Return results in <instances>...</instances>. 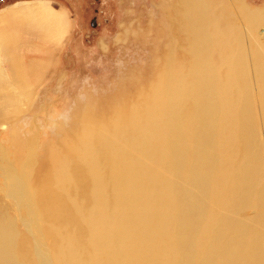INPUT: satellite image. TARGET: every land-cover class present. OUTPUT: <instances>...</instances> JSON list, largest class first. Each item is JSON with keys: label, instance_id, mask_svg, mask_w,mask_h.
<instances>
[{"label": "bare ground", "instance_id": "6f19581e", "mask_svg": "<svg viewBox=\"0 0 264 264\" xmlns=\"http://www.w3.org/2000/svg\"><path fill=\"white\" fill-rule=\"evenodd\" d=\"M222 1L212 3V0H179L178 7L172 11L173 17L169 26L172 36L183 40L181 42L185 44L184 49L176 52L175 46H169L168 53L166 50L165 67L150 92L145 95V99L133 106L130 113L124 108L116 111L113 116L115 119L112 118L109 126L94 122L95 124H91L97 127L95 131L92 128L89 130L91 126L85 127L88 130H83L79 146L72 151V162L65 165L59 162V165L53 168L50 202L47 206L52 215L66 218L74 211L78 213L80 220H83L82 206L86 205L84 203L87 199L92 200L87 214L82 215L85 221H59L67 225L72 222L76 224V229L79 226L87 229V238L83 243L76 242L80 236L72 234V231L66 233L65 241L60 239L65 246L72 249L69 251L66 248V252L58 254L65 258L63 264H131L141 255L144 258L145 254L151 264H223L225 261L227 264H264V224L254 227L253 234L251 232L249 237V225H254L248 224V227L242 229L246 238L238 236L234 241L229 240V234L226 233L225 238H221L222 233L218 234L220 238L211 236H216L213 225L218 221H240L242 226L241 221L248 223L252 220H242L236 218L235 213L232 216L226 213V207L231 204L233 198L243 193L246 198L241 199L238 196L237 199L242 200V203L245 201L243 204L246 206L251 196L256 198L263 195L261 190L253 187L255 185L247 180L258 172L254 173L251 153L237 164L228 161L230 157L226 155L219 160L223 166L224 162L228 161L227 167L221 170L217 167L218 158L215 159L212 154H200L205 153L201 148V137L205 132V135L209 134L207 138H212L210 142L215 148L217 145L221 146L216 143L215 138L217 134L222 133L233 141L231 143L234 145V152L237 149L239 153L241 150L246 151L251 142L252 122L247 96L243 94L244 88L241 90L237 42L242 53L245 56L247 54L240 29L235 31L234 25L229 21L231 19L228 20L230 15L227 17V12H224L226 5ZM238 8L243 14L239 18H242L251 33L250 28L262 22L261 11H253L241 5ZM69 24L66 11L63 8H54L47 0L11 4L0 10V120L12 118L11 115H15V111L18 112V106L22 107L21 103L29 96V83L52 62V50L55 45L60 44ZM262 31L261 36L264 37V28ZM248 35L251 40V35ZM173 37H170V41ZM29 52H40L42 55L34 53V56H31ZM251 52L254 74L264 92V59L254 47ZM180 58L183 60L179 63L177 59ZM245 63L248 67L247 58L244 65ZM209 73L211 77L207 78ZM246 78L249 81V74ZM226 84L228 89L222 90L221 87L224 86L222 88L225 89ZM262 91L260 104L264 109ZM201 122H204V125ZM232 133L233 135H230ZM132 135H137V139L134 140ZM146 136L147 141H142ZM192 140H197L198 143H194L197 148L194 156L190 158ZM94 144H102L101 151L99 147L98 151L96 150L98 154L92 150ZM245 151L244 155L248 150ZM231 153V156L235 157V153ZM112 161H119L120 165L117 166V163ZM30 162L26 161L23 168H28V175L31 176L33 170ZM193 164H198V168ZM215 171L219 172L217 178ZM214 178L218 183L220 181L221 185L223 182L222 188L219 183L218 188L221 190L214 189L215 184L218 185ZM249 185L252 187L249 188ZM28 187V184L24 186L26 203L34 196L30 195ZM81 192L88 196L78 201L76 196ZM197 192L204 194L202 198L208 200L209 205L217 201L213 205L216 209L219 208L218 211L215 208L217 212L210 211L208 207L204 208V217L198 218L194 230L196 234L192 238L191 235L183 239L184 241L169 238L171 231L166 232V225L171 221H179L178 211L173 210L178 198L184 200L181 209L179 207L180 211L184 207L187 212L188 208L196 207L194 209L198 212L203 209V206H197L194 201ZM212 195L217 196L216 199H213ZM253 201L255 200L250 203ZM33 202H30L31 205ZM257 202L258 200L255 201V206ZM262 210L264 211V208ZM156 211L158 212L155 215ZM262 213L264 212H261V216L258 214L259 217L256 215L253 221L261 222ZM182 221H185L183 217ZM206 225L207 228L210 225L213 231L209 236L202 230ZM145 232L148 237H143ZM171 234L172 237L177 235L178 230L176 234ZM164 236L173 241L169 242ZM13 237H17L15 231L3 230L0 225V252L7 255V258L8 255L9 258H17L19 254V240ZM202 242H205L202 251L197 250L202 246L197 244ZM185 243H188L191 252L175 253L177 251L174 249L182 247ZM142 246L147 248L143 250ZM82 247L88 251H84ZM136 261L139 264V258Z\"/></svg>", "mask_w": 264, "mask_h": 264}, {"label": "rangeland", "instance_id": "374dc122", "mask_svg": "<svg viewBox=\"0 0 264 264\" xmlns=\"http://www.w3.org/2000/svg\"><path fill=\"white\" fill-rule=\"evenodd\" d=\"M26 1L31 2L33 0H0V10L11 4L17 5ZM47 1L56 9L63 8L65 10L70 24L60 44L57 46L55 45V48L52 50V62L46 65L43 72L29 83V96L21 103L22 107L19 108L18 106V112L15 111L16 113H13L15 115H11V117L13 116L12 118L0 120V225L3 230L9 232L15 231L17 237L13 238L19 240L18 247L20 248L17 258H9V255L7 258V255L4 253L2 255V252H0V264H63L65 258L60 255L58 256V254H63L67 249L69 251L72 250L62 242V240L65 241L64 237H67L66 233L72 231V234H78L80 237L78 240L75 238L76 242L83 243L85 238H87L86 227L79 226L76 229V224L72 222H70L71 225L69 226L70 223L67 225L59 221H85L82 215H85V213L87 214V209L90 206L89 203L92 200L90 201L87 199L86 202L83 201V203L85 202L84 204H86L84 207L82 206L81 211V218H83V220H80L78 213H74V211L70 212L66 218L64 216L52 215L47 206L50 202V191L52 188L51 172L53 168L57 167L59 162L61 164L64 163V165L72 162V151L79 146V140L83 130H88L85 127L91 126L89 130L92 128V130L95 131L97 127L91 124L94 122L109 126L113 119H115L113 117L114 114H116L115 112L123 108L126 109L127 113H130V109L145 99V95L150 92L152 85L159 79L164 69L163 67H165L164 62L170 47L175 46L176 52L182 51L185 47V44L181 42L183 40H179L181 38L176 39L175 36V38L172 36V30L169 26L173 17L171 16L173 13L172 11L178 7L177 4L179 0ZM212 1V3H216L222 0ZM222 2L226 5V8H223L224 12H227V14L230 12L232 13L226 14V16L228 17L230 15L228 20L229 18L231 19L229 21L234 25L235 31H237L238 27L244 26L242 18H239L243 16L238 8L240 5L244 7L247 6L251 10L253 9V11L254 9L261 11L263 17L262 22L256 25L254 31H262L264 28V0H223ZM236 10L238 11L236 12ZM170 37H173L171 38L172 42L170 41ZM237 44V62L239 63L240 61L238 64V73L241 78L240 82L242 83H240L241 90L244 88L242 90L244 91L243 94L247 96L246 101L248 102L249 116L252 122V128L250 130L251 142L248 145L249 148L246 149V151H248L246 152L240 149L241 151L239 153L237 149L236 152H238V154H236L233 150V141L229 140L224 133H222L223 135H216V143L221 144V146L217 145L216 148L215 146L212 147L213 145H211L210 142L212 138L210 136L208 137L211 139L207 138L206 136L209 134L205 135L206 132L203 134L204 136L201 137L202 143L200 142L203 146L201 147L202 150L205 151V153L200 152V154H204L205 156L212 154L215 159L218 158V161L228 155L230 159L227 160L233 161V164H237L242 162V158L244 159L248 153H251L254 163V173L258 171L255 173L257 175H252L254 180L250 177L253 181L250 178L247 179L250 184L253 183L255 185L253 187L261 190L260 192L263 194L260 195L261 197H250L249 203L252 200H258L256 206L255 201L250 203V205L248 203L246 206L243 204L245 201L243 203L240 202L242 200L237 199L238 196H240L241 199L246 198L242 193L243 195L240 194L233 198L231 204L226 207V213L230 216L235 213L234 215L236 218L252 220L248 221V223L247 221H241L243 227L241 223H239L240 221H222L223 223L218 221L219 223L217 222L213 225L215 228L211 226L216 230V236L212 234L213 231H211L210 225H208V228L207 225L202 228L204 234L208 233L205 234L206 236L212 234V237L220 238L219 235L222 233L221 238H225L226 235L229 234L227 235V237H229L228 239L233 241L236 240L238 236L239 238H246L242 229L248 227V224L252 223L254 225H249L251 229L248 237L251 232L253 234L254 227L257 228V225L264 224V213H262V223L260 221H253L256 219V215L260 214L261 216V212H264L262 210L264 208V119L262 118L264 117V109L261 106L262 88L256 76L257 84L260 88H258L259 90L256 92L252 91L253 84L246 78L248 76V67L246 63L244 65L246 56L242 53L238 42ZM50 45L52 46V44ZM34 53L42 55L39 54L40 52H29L31 56H34ZM182 60L183 58L177 59L179 63ZM209 76L211 77L210 73L206 75L207 78H210ZM227 85L228 84H226V86ZM226 86L225 89H223L224 86H222L223 88L221 87V89L227 90L228 86L227 88ZM213 87L215 88V86ZM245 92L247 94H245ZM262 93L264 96L263 91ZM201 123L204 125V122ZM153 129L155 128H149V130ZM228 132L229 131H226V133ZM230 135H233V133ZM132 137L134 140L137 139V135H132ZM146 138L148 137L146 136L142 141L145 140L146 142ZM196 142L197 140H192V143H190V147H192L190 151L191 156L189 155L190 158L194 156V152L197 148L195 144L198 143ZM92 146V150L94 153L96 152L95 154H98L97 151L99 148L100 151L103 148L100 147L102 144H94ZM125 150L127 149L125 148ZM243 151L246 152L245 155ZM231 152L235 153V157L231 156ZM240 159L241 161H239ZM26 161L30 162L29 164L32 165L33 174L31 176L28 175V168H23ZM228 161L224 162V166L222 162L219 161L217 165L218 169L221 170V168L227 167ZM255 161L257 163H255ZM115 163H117V166L120 165L119 161ZM193 166L197 169L199 165L193 164ZM215 166L216 164H214V168ZM70 169L72 170L73 168ZM216 175L218 177L219 172L216 173L215 171V177ZM222 176L223 174H221V177ZM27 178L29 179L27 180ZM214 180L216 179L214 178ZM215 183L218 185L215 184L216 187H214V189L220 187V181V185L217 180ZM27 184L29 186L28 192L30 195H34L30 198L31 203L34 201L32 205L29 201L26 203L25 199L26 191L24 186L26 187ZM223 185L222 182L220 188H222ZM252 185H249V188L252 187ZM203 195L204 194L200 192L194 195V201L197 203V206H203V209L199 212L195 210L196 207H194L195 209L188 208V212L185 207L180 211V206L184 200L183 198L182 200L178 198L177 203L174 204L175 208H173V210L175 209L176 212L178 211L177 219L179 221H171L175 225L171 224V222L165 225L168 227L166 232L170 230L171 233L173 232V234H176L178 230L177 235L180 234V236L175 235L172 237L170 233V237L168 235L169 238L183 240L189 235H191L190 238H192L193 235L196 234L194 230L196 229L195 224H197L198 218L203 219L204 217V208L208 207L212 212L219 209L218 207L216 209L215 205H213L217 203V201L209 205L207 204L208 200L202 198ZM85 196H88V194L86 195L81 192L77 194L76 198L78 201L84 200ZM214 196L215 195H212L211 197L216 199L217 196ZM211 208H215L216 210ZM157 212L158 211L155 212V215ZM209 212L206 211V213ZM182 217L185 221H182ZM73 227L76 229V232ZM181 235L183 237H181ZM145 236L148 237L146 232L143 234V237ZM168 237L164 236L166 239ZM169 238L167 240L170 242L172 239ZM190 238L188 240H190ZM235 243L238 245L237 242ZM187 244L188 243L182 244L183 248L180 246L174 249V251H177L175 253L191 252ZM200 244H202V246H199L197 250L201 249L202 251L205 242L198 243L197 245ZM61 245H63V247ZM233 245L234 243L231 246ZM82 248L84 251H88L87 248ZM142 248L145 250L147 247L142 246ZM143 253H145V251ZM164 253H166V251H164ZM145 255L144 258L142 255L140 256L141 258L135 257L134 263L131 264H137L136 260H138V258L139 264H151L152 262L147 256L145 257ZM146 259L148 261H146ZM225 263L227 264L228 262H223V264Z\"/></svg>", "mask_w": 264, "mask_h": 264}, {"label": "water", "instance_id": "95a60500", "mask_svg": "<svg viewBox=\"0 0 264 264\" xmlns=\"http://www.w3.org/2000/svg\"><path fill=\"white\" fill-rule=\"evenodd\" d=\"M244 27V28H243ZM240 29V33L242 34V43L244 45V50L246 51V58L248 60V74H249V82L253 84L252 91L256 92L258 90V82L256 80L254 69L252 65V55L251 51L252 48L256 49L260 54H262V58L264 59V37L261 36L260 33H263V31L260 30V32L254 31L256 28V24L250 31H248L247 26L244 24V26L238 27ZM248 34L251 35L252 39L248 38Z\"/></svg>", "mask_w": 264, "mask_h": 264}]
</instances>
